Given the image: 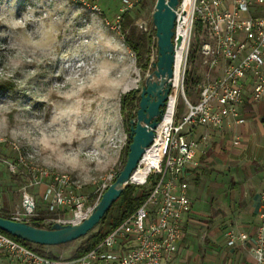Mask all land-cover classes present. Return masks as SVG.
<instances>
[{"label":"built area","instance_id":"2783aa9c","mask_svg":"<svg viewBox=\"0 0 264 264\" xmlns=\"http://www.w3.org/2000/svg\"><path fill=\"white\" fill-rule=\"evenodd\" d=\"M124 1L129 8L141 0ZM137 23L152 43V20L140 19ZM176 34L182 35V44L177 79L175 63L165 113L170 110V118L167 122L161 120L155 128L154 140L134 171L144 173L137 179L133 173L130 178L138 186L149 185L145 202L97 246L79 257L43 255L0 230V263L1 253L21 264H163L165 258L174 256L184 236V218L192 211L187 170L198 146L192 138L193 129L203 125L223 130L229 118L245 122L240 106L246 100L264 99V0H182ZM196 55L204 66V76L198 82V98L192 100L185 95L184 82L190 69L188 63ZM179 90L185 111L178 117ZM234 143L238 144L239 139ZM261 162L264 164V156ZM115 174H109L98 185V197L91 204L89 196L81 191L82 185L67 172L37 168L32 171L29 185H43L46 210L52 216H43L36 210V197L24 187L21 205L15 207L11 218H38L44 224L78 223L91 213ZM261 204L264 208V191ZM127 236L133 244L116 248L118 240ZM243 237L230 229L227 243L235 245ZM250 250L253 264H264V220L254 226Z\"/></svg>","mask_w":264,"mask_h":264},{"label":"clouds","instance_id":"9594fccd","mask_svg":"<svg viewBox=\"0 0 264 264\" xmlns=\"http://www.w3.org/2000/svg\"><path fill=\"white\" fill-rule=\"evenodd\" d=\"M80 15L71 0H31L19 15L7 0L0 2V84H11L12 91L51 109L48 119L29 116L31 103L5 98L0 102V143L25 145L37 163L88 182L92 172L110 162L116 146L108 123L94 117L89 104L109 95L116 66L96 56L85 59L80 40L59 52L60 37L72 39L74 26L80 39L87 38L79 31ZM57 62L56 71H50L48 66Z\"/></svg>","mask_w":264,"mask_h":264},{"label":"crops","instance_id":"0c3cea01","mask_svg":"<svg viewBox=\"0 0 264 264\" xmlns=\"http://www.w3.org/2000/svg\"><path fill=\"white\" fill-rule=\"evenodd\" d=\"M240 110L245 122L229 118L223 130L203 125L193 129L198 146L187 170L192 211L184 218V236L176 253L163 264H253L254 226L264 220V99L246 100ZM2 175L0 189L7 191L0 194V212H7L22 199L11 192L9 174ZM40 192L43 194V188ZM39 204L46 209L45 203ZM230 229L244 236L232 246L227 243ZM132 244L130 236L122 237L116 248ZM1 254L0 264H21Z\"/></svg>","mask_w":264,"mask_h":264},{"label":"rangeland","instance_id":"374dc122","mask_svg":"<svg viewBox=\"0 0 264 264\" xmlns=\"http://www.w3.org/2000/svg\"><path fill=\"white\" fill-rule=\"evenodd\" d=\"M0 2H4V0H0ZM7 2L10 6L15 7L17 15H19L31 0H7ZM156 2L157 0H141L128 8L124 0H71L72 7L78 9L81 13L77 21L78 24L82 25L79 31L87 38L80 39L75 34L76 27L74 26L72 39H65L64 36L60 37L63 47L59 49V52H63L70 44L80 40V43L86 46L87 55H84L85 59L91 55L103 58L109 64H115V75L112 79L116 83L110 90L109 95L96 103L89 102V104L93 109L94 117L108 123L110 130L115 135L116 146L111 153L110 162L106 164L104 169L92 172L91 179L84 182L74 172L61 171L37 163L36 159L30 154L31 150L25 145L16 146L11 140L0 143V175L9 174L11 192L19 199L23 197L24 187L29 193L36 196V210L43 216H52V214L39 204V202L45 203L46 201L40 192L43 185H29L33 170L46 168L50 172H67L73 180L82 185L81 191L89 196V202L93 204L96 201L93 199V195L98 185L109 174L117 173L120 169L128 132L126 129V116L121 109L122 94L140 88L144 83L145 72L137 59L136 52L125 42L118 20L125 10H130L133 16L132 25L136 26L138 31L144 32L137 22L140 19L148 22L152 20V12ZM58 63L57 65H49V70L55 72ZM188 68L190 69L187 70L185 75L184 92L187 97L196 100L199 92L198 82L204 76V66L199 55H196L190 64L188 63ZM45 75L47 73L38 76L36 83L39 84ZM187 77L189 78L187 79ZM12 87L11 84H0V102L9 97H21L24 103H31L32 105L33 111L27 113V115L31 116L33 113H38L39 117L48 119L51 115V109L45 103L33 102L31 97L21 96V93L12 91ZM184 111L185 103L179 90L177 115H181ZM85 115L87 116V112H85ZM12 166H15V168H12ZM6 191L7 189H0V194L2 195ZM14 210L15 208L7 211V213L12 215ZM115 213L116 209L112 211V214ZM83 240L84 238H79L68 243L39 246V249L45 252H52L48 249H53L58 257H71Z\"/></svg>","mask_w":264,"mask_h":264},{"label":"water","instance_id":"95a60500","mask_svg":"<svg viewBox=\"0 0 264 264\" xmlns=\"http://www.w3.org/2000/svg\"><path fill=\"white\" fill-rule=\"evenodd\" d=\"M182 0H157L152 12L153 34L144 83L139 90L138 107L129 119L128 151L125 162L94 204L91 213L78 223L16 220L0 215V229L34 244L47 246L68 243L86 236L99 224L105 213L130 184L146 149L152 144L155 128L164 119L173 85L176 49L182 35L176 34L178 11ZM185 13V12H184Z\"/></svg>","mask_w":264,"mask_h":264},{"label":"trees","instance_id":"16d2710c","mask_svg":"<svg viewBox=\"0 0 264 264\" xmlns=\"http://www.w3.org/2000/svg\"><path fill=\"white\" fill-rule=\"evenodd\" d=\"M118 23L125 37V42L127 45L136 52L137 59L141 63L143 71L148 67L149 56L151 54V37L145 33L137 30L136 26H133V16L130 10H125L121 15ZM189 77H187L188 79ZM192 78V76H191ZM121 109L123 114L126 116V129L128 131L129 119L134 115V111L138 107L139 102V90L133 89L129 92L122 94ZM179 117V115H178ZM127 132V143L124 148L122 155L121 166L125 162L126 154L128 151V144L130 143ZM150 193V187L148 186H138L136 184L130 183L123 190L118 199L112 204L111 208L105 213V215L100 220L99 224L95 226L84 238L83 242L75 249L71 257H79L97 246L104 238L115 228H117L124 220H126L130 215H132L136 209L145 202ZM98 194L93 195V199L96 200ZM116 209V213L112 214V211ZM1 216L11 217L7 212H0ZM31 220L40 221L38 218H33ZM1 230V229H0ZM2 232L21 242L22 244L33 248L35 251L49 256L58 257L52 252H45L39 249V246H45L42 244H34L27 240L16 237L4 230Z\"/></svg>","mask_w":264,"mask_h":264},{"label":"bare ground","instance_id":"6f19581e","mask_svg":"<svg viewBox=\"0 0 264 264\" xmlns=\"http://www.w3.org/2000/svg\"><path fill=\"white\" fill-rule=\"evenodd\" d=\"M188 2V1H187ZM187 4V3H186ZM180 57H181V48L178 49L177 51V60H176V65H177V72H176V79H177V74H178V67H179V63H180ZM170 118V110L168 111V113L164 116V122H167ZM144 173V170H137L134 173V179H137L139 177H141V175Z\"/></svg>","mask_w":264,"mask_h":264}]
</instances>
